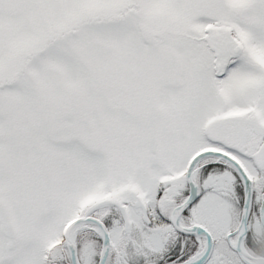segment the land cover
<instances>
[{
    "label": "snow or ice",
    "instance_id": "1",
    "mask_svg": "<svg viewBox=\"0 0 264 264\" xmlns=\"http://www.w3.org/2000/svg\"><path fill=\"white\" fill-rule=\"evenodd\" d=\"M0 264H264V0H0Z\"/></svg>",
    "mask_w": 264,
    "mask_h": 264
}]
</instances>
